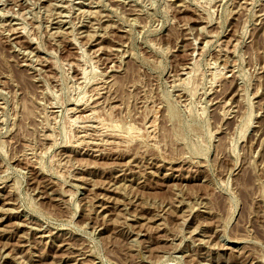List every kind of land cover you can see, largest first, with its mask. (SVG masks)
I'll return each mask as SVG.
<instances>
[{
	"label": "rangeland",
	"instance_id": "374dc122",
	"mask_svg": "<svg viewBox=\"0 0 264 264\" xmlns=\"http://www.w3.org/2000/svg\"><path fill=\"white\" fill-rule=\"evenodd\" d=\"M0 264H264V0H0Z\"/></svg>",
	"mask_w": 264,
	"mask_h": 264
}]
</instances>
